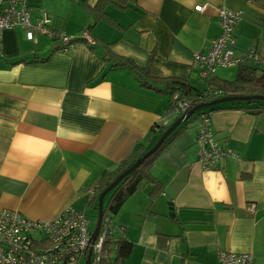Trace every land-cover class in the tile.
<instances>
[{
    "label": "crops",
    "instance_id": "0c3cea01",
    "mask_svg": "<svg viewBox=\"0 0 264 264\" xmlns=\"http://www.w3.org/2000/svg\"><path fill=\"white\" fill-rule=\"evenodd\" d=\"M98 0H27L32 21L42 8L51 25L73 37L87 30L95 43L25 38L22 27L0 40V211L32 220L56 218L66 208L97 212L99 181L139 147L148 149L179 116L168 93L143 89L126 68H111L107 51L177 77L204 91L208 80L192 67L219 33L217 8L241 10L234 27L238 53L254 46L264 71V0H133L96 20ZM203 5L198 11L194 7ZM34 58L35 61H31ZM218 69L213 77L233 80ZM212 79V80H213ZM203 81L206 87H202ZM221 103L205 110L215 138L236 153L205 170L197 162L193 122L156 155L148 182L111 217L115 238L133 246L126 264H215L218 250L251 253L264 264V110ZM88 189H94L91 195ZM108 195L104 197L106 201ZM87 212V213H86ZM88 216V215H87ZM78 262V261H77Z\"/></svg>",
    "mask_w": 264,
    "mask_h": 264
},
{
    "label": "built area",
    "instance_id": "2783aa9c",
    "mask_svg": "<svg viewBox=\"0 0 264 264\" xmlns=\"http://www.w3.org/2000/svg\"><path fill=\"white\" fill-rule=\"evenodd\" d=\"M27 0H0V40L3 31L14 27L25 30V38L37 43L43 36L58 41V48L67 51L73 36L63 29L51 25L50 16L39 9V16L31 20L27 8ZM195 10H202L203 5H196ZM242 15L241 10L233 11L224 6L217 8L219 33L211 40L204 51L193 55L192 67L201 77L212 85V79L218 69L257 65L259 55L254 46L242 53L237 52L234 37V27ZM88 43L94 40L87 30L81 32ZM207 92V91H206ZM217 95V90H208ZM177 115L186 113L192 106L191 102L174 95ZM199 128L195 135L197 162L205 170L215 168L222 158L235 157L231 149L220 143L214 135L211 121L205 111H200ZM89 194L94 189H88ZM103 219V218H102ZM102 222V221H101ZM92 228L85 212L66 208L54 219L32 220L20 212L11 209L0 211V264H76L80 257L85 259L91 248L90 263H96L100 258L102 243L106 234L112 231L111 218H104L103 231L91 241ZM215 264H255L253 255L245 252L218 250Z\"/></svg>",
    "mask_w": 264,
    "mask_h": 264
},
{
    "label": "trees",
    "instance_id": "16d2710c",
    "mask_svg": "<svg viewBox=\"0 0 264 264\" xmlns=\"http://www.w3.org/2000/svg\"><path fill=\"white\" fill-rule=\"evenodd\" d=\"M132 1L133 0H98L96 6L92 8V11L96 20L103 21L110 25H116V22L104 12L105 7L109 4H112L119 9H126ZM76 41L88 43L83 37H81V34L78 37H73L71 42L74 43ZM88 44L92 45L90 43ZM152 57L153 56L151 54L148 62L145 65H140L129 57L116 55L110 51H107L105 55V59L110 63L111 68H126L130 70L135 75L141 88L153 91L155 93H168L170 95L168 106L169 113L174 111L176 105L174 95L176 94L177 96L190 101L192 105L207 102L220 96L250 94L264 95V71L258 69V64L250 66L243 65L239 67L233 80H220L218 78H214L211 82L212 85H209L208 83V89L199 91L184 79L177 77H157L151 75L150 62ZM31 61H35L34 58H32ZM209 89L217 90L219 93L217 95H213L208 92ZM239 102L241 101H233L229 103L234 104ZM245 103L256 104L252 108V112L254 113L264 110V101L249 100L245 101ZM218 105L211 106V108L219 107ZM189 120L190 118L185 121V124L189 122ZM164 130L165 128L162 127L158 133V136H160ZM180 130L181 128L178 130L176 128L160 144L156 151L150 154L133 172L124 177L112 190L106 194V196L108 195V198L103 203V219L100 225V234L103 231L104 218L107 216L111 218L113 215L117 214L123 206L125 200L131 197L144 184L148 182L154 184L150 191L151 197L157 196L162 191L160 183L153 177L151 173L153 162L156 155L175 135L178 134ZM144 151H146V149H144L143 146L139 147L131 156L122 160L113 170L105 172L100 178L98 191L95 196H93L94 199L92 202L98 198V195L101 193V191H103L121 172H123L139 156H141ZM94 206V209L96 210V205ZM113 229L114 228L112 225L111 233L105 235L100 251V258L95 264H126L125 261L130 256L133 244L126 238H115Z\"/></svg>",
    "mask_w": 264,
    "mask_h": 264
},
{
    "label": "water",
    "instance_id": "95a60500",
    "mask_svg": "<svg viewBox=\"0 0 264 264\" xmlns=\"http://www.w3.org/2000/svg\"><path fill=\"white\" fill-rule=\"evenodd\" d=\"M249 100H261L264 101V95L250 94V95H234V96H220L216 97L210 101L192 105L186 113L180 114L157 138V140L150 146L141 156H139L129 167H127L123 172H121L101 193L98 195L97 199V216L94 228L91 233V241L93 242L100 230V225L103 216V200L105 195L112 190L124 177L129 173L133 172L150 154L157 150L160 144L181 124L187 121L196 111L208 108L214 105H218L226 102L233 101H249ZM91 248L84 259V264H90L91 258Z\"/></svg>",
    "mask_w": 264,
    "mask_h": 264
},
{
    "label": "rangeland",
    "instance_id": "374dc122",
    "mask_svg": "<svg viewBox=\"0 0 264 264\" xmlns=\"http://www.w3.org/2000/svg\"><path fill=\"white\" fill-rule=\"evenodd\" d=\"M227 75L230 76L231 78L235 76V69H230V70H227L226 71ZM202 87H206V82L203 81L202 83ZM244 102V101H243ZM209 108L211 107H208V108H204V109H201V110H198L196 111L191 117H190V120L189 122H193L196 115L199 114L200 111H205V110H208ZM87 213V212H86ZM88 215V219L90 221V228H93L94 225H95V222H96V216H97V212L95 210H90L88 211L87 213ZM76 264H84V258L83 257H80L78 262Z\"/></svg>",
    "mask_w": 264,
    "mask_h": 264
}]
</instances>
